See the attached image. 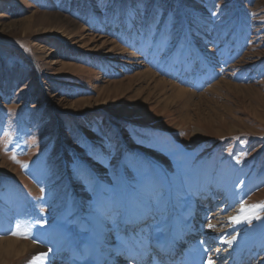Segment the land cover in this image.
Instances as JSON below:
<instances>
[{
    "label": "rangeland",
    "instance_id": "rangeland-1",
    "mask_svg": "<svg viewBox=\"0 0 264 264\" xmlns=\"http://www.w3.org/2000/svg\"><path fill=\"white\" fill-rule=\"evenodd\" d=\"M158 80L194 101L160 103ZM201 171L217 190L230 173L214 198L194 189ZM244 205L261 219L244 223ZM261 206L264 0H0V242L107 264L121 236L155 240L191 207L202 245L234 226L253 247L209 245V261L258 264Z\"/></svg>",
    "mask_w": 264,
    "mask_h": 264
},
{
    "label": "bare ground",
    "instance_id": "bare-ground-1",
    "mask_svg": "<svg viewBox=\"0 0 264 264\" xmlns=\"http://www.w3.org/2000/svg\"><path fill=\"white\" fill-rule=\"evenodd\" d=\"M41 22L42 23L58 24V25H67V23H65L63 21L56 22L51 17L42 18ZM71 24L72 23L70 22L68 26H61V27H65L68 30H72L70 28ZM139 75L150 76L151 74H149L148 72H143ZM155 87L160 89L158 93H161V95L164 93L166 94L165 98H161L159 96L160 99H158V100L160 103L164 102L166 104L167 103H175L176 104L177 102H180L183 104L191 105V102L194 101L193 96L190 95L188 92H186V89L178 87L176 85H174L173 90L171 92H169L167 89H165V83L162 80H158ZM155 94H154V96H155ZM168 106H169V104H168ZM168 106L166 105V107H168ZM192 122H194V121H192ZM229 174L225 175L226 178L222 177L220 179L219 185H217V186H220V188H219V190H217L216 186L211 187L212 186L211 183H210L211 186H209V185L207 186L209 176L205 175V173L203 171H201L198 173L196 179L194 180V183H195L194 186H196V188H194V189H197L199 192L204 193V196L208 195L207 199L214 198L216 195L219 194V192L221 193V190L224 189V187H226L225 186L226 182L230 178ZM202 177H204V180ZM163 178H165V182H170L168 179V176L166 174H164ZM203 181L206 182L205 185L203 184ZM214 182H216V181H214ZM234 201H236V200H234ZM198 209H200V208H198ZM190 210L193 212V208L188 207L187 211H190ZM241 210H243L244 216L245 215L247 216V214L250 211L246 205L242 206ZM187 211H186V215H187ZM186 215L182 214L181 218H180L181 220H177L174 223L170 224L169 226H166L163 229V233H161L155 240H151V241L147 240L148 234H149V228H147L145 232H139L138 234L131 236L130 238H123L121 236L120 237L121 246L118 242L116 243V246H115V250L118 249V253L120 255L109 259L107 261V264H121V262L124 264H159V263L160 264H177V260L181 256H183L185 258L186 255H189L187 257L192 258L191 254H195V252L196 253L198 252V250L196 251V249L193 247L194 243H195V238L199 237L198 235H199V233H201L203 231L204 225L203 226L192 225L190 227L187 225V227L185 226L186 230L183 229V225L185 224L184 220H185ZM220 215H221V217H219V219L221 221L220 223L226 224V221L228 219V215L227 216H224L222 214H220ZM233 217H235V214H233ZM103 219H105V218H103ZM201 220L204 222L207 221L205 218L201 219ZM6 222L7 221H6L4 216L0 218V229L4 230L5 232H7V229H5V228L9 226V224L6 225L7 224ZM212 223H214L216 225L220 224L217 222L209 221L208 227ZM244 223H246V222H244ZM203 224H205V223H203ZM103 225H105V228H106L105 231L108 232V227L106 225V221H104V220H99L97 228L100 229L103 227ZM195 226H198V229H195ZM215 227L216 226H214V227L212 226L209 230H207V232L205 234V235H207V237H206L207 242H204L205 243L203 245L204 247L208 248L209 245H213V244H214V246H216V245L223 246L224 245L223 243L225 242L226 243L225 245L228 246L227 251H231L232 249H234L233 246L238 245L239 250H244L245 252H253V247H251L250 243L249 244L245 243V247H243V245H242V247H240L241 243L245 242L248 239V237L244 236L245 234H243V233L242 234H235V232L237 231V227L232 226L228 229L226 228L227 226L225 227L226 229L225 228H215ZM223 227H224V225H223ZM262 229H264V227H262ZM188 230L190 232L192 231V233H189V236L190 235H193V236L189 237L188 234H186V233H188ZM261 232H262V230H261ZM93 233H97V232H93ZM221 235H224V237L220 240L219 238L221 237ZM95 236H97V235H95ZM234 237H235V239H234ZM98 238H100L102 240L104 238V235L101 234V236H100L98 234ZM180 241H183V243ZM227 241H232V242L227 243ZM101 242L102 241H100L98 243L100 247H101ZM153 242H154V244H152ZM18 244L19 243L16 240H12V239H4L0 242V264H17V263L18 264H82L81 257L78 256L77 253L75 252V250H73V249L66 250L64 248L65 250H63L62 252L59 251V252H55L56 254H54L52 251L46 250L45 247L37 245L34 247V248H36L35 249L36 252L33 255L29 256L27 254L24 255L25 248L18 246ZM113 244H114V242L112 243V245ZM33 246L34 245L32 244V247ZM187 246H188V248H187ZM263 247H257L256 246L255 247L256 250L254 249L255 254H257L260 251H263V249H264ZM219 251H220L219 249H218V251H215L217 253L216 259L217 258L222 259V257L219 256ZM240 255H242V254H240ZM56 259H60V260L57 263H55ZM87 259H89V261L88 262L84 261L85 264H103V262L106 261V259H107V253L104 251H97L96 252L93 250V256H89V258H87ZM199 260H200V258H199ZM210 261L212 262V264H216L215 261H213V259H211ZM236 262H238V264H242L243 259H240V260L237 259ZM258 264H264V260L261 259L260 263H258Z\"/></svg>",
    "mask_w": 264,
    "mask_h": 264
},
{
    "label": "snow or ice",
    "instance_id": "snow-or-ice-1",
    "mask_svg": "<svg viewBox=\"0 0 264 264\" xmlns=\"http://www.w3.org/2000/svg\"><path fill=\"white\" fill-rule=\"evenodd\" d=\"M13 159H15V157H12ZM264 207V206H261ZM233 220L234 223H241V219L239 217H232L231 218ZM256 219V220H260L261 217L259 215H255V216H244L243 217V222L249 223L251 224L252 220ZM17 233H13V235H16ZM235 239V237H234ZM232 241H227V243H231ZM209 264H212V262L210 261Z\"/></svg>",
    "mask_w": 264,
    "mask_h": 264
}]
</instances>
